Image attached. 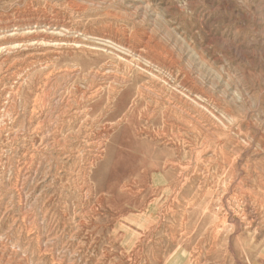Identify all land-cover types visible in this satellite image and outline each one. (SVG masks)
Here are the masks:
<instances>
[{"label": "rangeland", "instance_id": "1", "mask_svg": "<svg viewBox=\"0 0 264 264\" xmlns=\"http://www.w3.org/2000/svg\"><path fill=\"white\" fill-rule=\"evenodd\" d=\"M0 264H264V0H0Z\"/></svg>", "mask_w": 264, "mask_h": 264}, {"label": "bare ground", "instance_id": "2", "mask_svg": "<svg viewBox=\"0 0 264 264\" xmlns=\"http://www.w3.org/2000/svg\"><path fill=\"white\" fill-rule=\"evenodd\" d=\"M10 30V29H9ZM13 30V29H12ZM141 56V55H140ZM49 67V66H48ZM75 71V70H74ZM113 76V75H112ZM18 78V77H17ZM114 79V78H113ZM14 96V95H13ZM93 97V96H92ZM167 97V96H166ZM169 103V102H168ZM187 109V108H186ZM167 110V109H166ZM207 111V110H206ZM204 112V111H203ZM151 114V113H150ZM191 114V113H190ZM204 114V113H203ZM199 115H200V113H199ZM198 115V116H199ZM147 116V115H146ZM188 116V115H187ZM167 118V117H166ZM148 120V119H147ZM221 122V121H220ZM208 130V129H207ZM10 137V136H9ZM103 154V153H102ZM100 157V156H99ZM228 178V177H227ZM14 185V184H13ZM21 188V187H20ZM21 190V189H20ZM211 194V193H210ZM89 210V209H88ZM34 219H35V217H34ZM50 230V229H49ZM51 232V231H50ZM14 234V233H13ZM44 240V239H43ZM10 243V242H9ZM180 248V247H179ZM6 249V248H5ZM13 251V250H12ZM174 252H177V251H174ZM8 260V259H7ZM24 261V260H23Z\"/></svg>", "mask_w": 264, "mask_h": 264}]
</instances>
